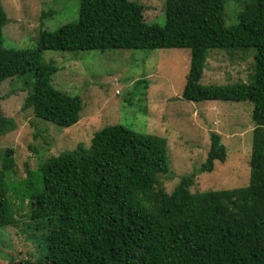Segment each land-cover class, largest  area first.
<instances>
[{"label":"trees","instance_id":"1","mask_svg":"<svg viewBox=\"0 0 264 264\" xmlns=\"http://www.w3.org/2000/svg\"><path fill=\"white\" fill-rule=\"evenodd\" d=\"M225 5L165 0L166 21L159 26L148 23L145 6L133 0H80L78 19L42 31L38 48L29 51L5 47L8 16L0 2V136L16 130L3 115L1 85L28 75L25 110L61 129L80 121L83 100L53 87L59 68L44 61L48 51L189 49L183 99L250 102L255 125L249 184L235 189L191 193L192 175L169 194L161 180L170 173L167 139L123 125L94 133L88 149L80 144L47 159L38 171L40 187L31 186L22 199L30 210L28 228L44 247L35 261L9 264H264V0H246L233 26L225 23ZM251 49L253 82L201 85L209 51ZM12 153L0 149V227L20 223L7 197L8 178L16 172ZM227 156L213 132L201 172H213Z\"/></svg>","mask_w":264,"mask_h":264},{"label":"rangeland","instance_id":"2","mask_svg":"<svg viewBox=\"0 0 264 264\" xmlns=\"http://www.w3.org/2000/svg\"><path fill=\"white\" fill-rule=\"evenodd\" d=\"M133 1L145 6L148 23L165 25V0ZM245 1L226 0L227 26L237 24ZM0 2L8 16L5 47L34 51L39 46L42 31L55 32L78 19L80 0ZM43 13L48 18H43ZM255 56L252 49L209 51L201 85L253 82ZM44 61H53L59 68L53 76V87L81 97L84 108L77 125L61 129L37 119L32 110L24 109L28 91L23 81L33 80L32 75L2 83L3 115L15 121L16 130L0 136V149L13 152L16 172L8 178L12 183L8 182L7 197L13 210H18L16 217L20 223L17 227H0V264L35 261L44 247L41 235L28 228L30 210L27 200H22L29 198L31 186L40 187L41 164L64 151L75 150L80 144L88 149L94 133L108 126L123 125L142 134L167 139L170 173L161 180L169 194L181 179L192 175L195 180L191 193L235 189L249 184L254 106L250 102L184 100L191 65L189 49L48 51ZM141 81H146V85L138 86ZM213 132L221 136L227 160L216 162L213 172L202 173ZM29 171L33 174L30 179Z\"/></svg>","mask_w":264,"mask_h":264}]
</instances>
